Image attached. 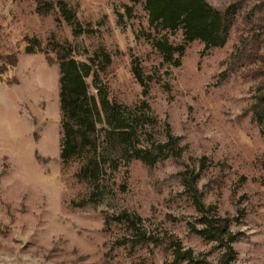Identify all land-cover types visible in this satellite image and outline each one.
I'll list each match as a JSON object with an SVG mask.
<instances>
[{"label": "rangeland", "instance_id": "rangeland-1", "mask_svg": "<svg viewBox=\"0 0 264 264\" xmlns=\"http://www.w3.org/2000/svg\"><path fill=\"white\" fill-rule=\"evenodd\" d=\"M206 1L223 10L237 0ZM43 2L52 9L39 14L35 0H0V54L17 56L0 72V264H173L172 251L153 241L170 237L194 260L215 263L224 247L199 232L202 214L180 180L184 168L195 176L206 213L227 219L230 264H264V124L251 108L261 77L248 71L259 62L227 70L221 80L247 29L261 33L264 49V0L236 8L223 46L193 40L171 61L155 42L177 46L182 29L150 23L144 0ZM76 25L92 31L74 33ZM24 38L44 51L27 52ZM54 44L89 70L85 106L97 122L95 151L87 146L66 163ZM103 97L121 108L106 111ZM118 122L134 128L139 148L177 137L180 156L151 165L131 157ZM93 154L100 170L92 183L76 172Z\"/></svg>", "mask_w": 264, "mask_h": 264}, {"label": "trees", "instance_id": "trees-1", "mask_svg": "<svg viewBox=\"0 0 264 264\" xmlns=\"http://www.w3.org/2000/svg\"><path fill=\"white\" fill-rule=\"evenodd\" d=\"M139 0H131L136 3ZM144 7L148 13L150 23H158L162 28L175 30L182 29L183 42L177 46H172L166 41L157 40L156 48L162 53L166 61H171L173 53L181 54L184 51L185 45L193 40H200L204 43L205 48L221 47L225 44L230 28L233 24V14L238 6L246 0H237L228 5L225 9L220 10L211 5L206 0H144ZM37 3L36 12L45 14L52 9V4L43 2V0H35ZM43 3V5H42ZM60 11L66 21L72 19V12L68 9L65 3L60 2ZM264 5V4H263ZM88 26L82 29L80 25L73 28L74 33L82 31H92ZM27 43L26 51L33 52L36 50L44 51L39 48L37 40L24 38ZM263 38L261 33L247 29L244 36L240 38L239 44L230 54L227 61V68L221 74V80L224 79L226 71L237 72L242 67L248 66L255 62H259L256 68H250L249 74L254 78L261 77L258 89V99L251 105L258 121L264 124L261 112H264V49H262ZM54 57L59 64V104L61 111V129L63 137L59 143L60 158L66 163L70 158L79 156L83 153L85 147L89 146L95 151V143L97 140L96 120L91 110L85 106L88 100L87 84L84 77L88 75L89 70L80 67L73 59L72 52L60 44L53 46ZM51 62L50 57L46 55ZM108 56L105 54V60L108 62ZM136 60V59H134ZM0 72L6 70L8 65L14 66L17 63L15 54H0ZM174 65H179V60L172 62ZM132 73L135 79L142 85L143 93L147 91V85L143 80L142 71L136 62H132ZM102 106L106 111L113 112L115 108H121L119 104L112 103L103 97L101 100ZM95 105V102H94ZM116 134L122 142L127 143V150L130 147L129 153L131 157L141 160L142 162L151 165L157 160L166 157L178 158L181 154V146L178 144L177 137L169 135L167 140L157 144L155 147L139 148L134 143L135 130L128 124L118 122L115 126ZM100 165L95 154L86 158V161L80 166L76 172L79 178H86L90 182L97 179ZM180 180L185 188L189 191L193 204L198 212L202 214L203 228L199 231L207 239H213L220 242L224 251L215 263L207 260L199 262L193 259L191 249H182L181 244L175 238H167L166 240H153L155 243L164 245L172 251L174 256L173 264L177 261H186L202 264H230L235 257V250L231 245L233 239L232 234L228 229L227 219L212 216L206 213L205 205L202 201V195L195 182L192 171L184 168L179 172ZM150 239V237H149Z\"/></svg>", "mask_w": 264, "mask_h": 264}]
</instances>
